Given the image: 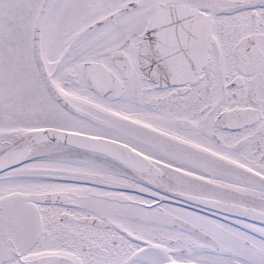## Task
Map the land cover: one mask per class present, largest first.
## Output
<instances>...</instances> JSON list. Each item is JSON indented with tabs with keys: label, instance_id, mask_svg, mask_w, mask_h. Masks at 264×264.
<instances>
[{
	"label": "snow or ice",
	"instance_id": "snow-or-ice-1",
	"mask_svg": "<svg viewBox=\"0 0 264 264\" xmlns=\"http://www.w3.org/2000/svg\"><path fill=\"white\" fill-rule=\"evenodd\" d=\"M0 264H264V0H0Z\"/></svg>",
	"mask_w": 264,
	"mask_h": 264
}]
</instances>
